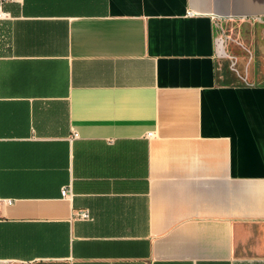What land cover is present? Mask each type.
<instances>
[{"label": "crops", "instance_id": "0c3cea01", "mask_svg": "<svg viewBox=\"0 0 264 264\" xmlns=\"http://www.w3.org/2000/svg\"><path fill=\"white\" fill-rule=\"evenodd\" d=\"M4 10L0 264H264V0Z\"/></svg>", "mask_w": 264, "mask_h": 264}, {"label": "built area", "instance_id": "2783aa9c", "mask_svg": "<svg viewBox=\"0 0 264 264\" xmlns=\"http://www.w3.org/2000/svg\"><path fill=\"white\" fill-rule=\"evenodd\" d=\"M11 1H13V0H0V21L8 19L9 14H8V12H6L4 10V5L8 2H11ZM149 135H150V133H146V136H149ZM60 195H62V196H64V195L69 196L70 195V188L68 185L66 187H62L60 189ZM0 201H2L5 204L11 203V199H0ZM73 217L76 219L85 220V219L89 218V214H88L87 210H79L73 214Z\"/></svg>", "mask_w": 264, "mask_h": 264}, {"label": "rangeland", "instance_id": "374dc122", "mask_svg": "<svg viewBox=\"0 0 264 264\" xmlns=\"http://www.w3.org/2000/svg\"><path fill=\"white\" fill-rule=\"evenodd\" d=\"M239 30H243L244 31V28L241 27V26H234V27H231V26H225L224 27V32L222 34H229V35H235L237 33V31ZM232 31V34L230 33ZM246 31V34H250L249 33V30H245Z\"/></svg>", "mask_w": 264, "mask_h": 264}]
</instances>
